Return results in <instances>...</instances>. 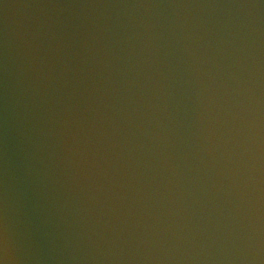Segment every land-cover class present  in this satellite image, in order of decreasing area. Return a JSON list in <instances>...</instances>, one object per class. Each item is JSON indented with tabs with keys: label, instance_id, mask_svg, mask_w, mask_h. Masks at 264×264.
<instances>
[{
	"label": "water",
	"instance_id": "95a60500",
	"mask_svg": "<svg viewBox=\"0 0 264 264\" xmlns=\"http://www.w3.org/2000/svg\"><path fill=\"white\" fill-rule=\"evenodd\" d=\"M0 264H264V0H0Z\"/></svg>",
	"mask_w": 264,
	"mask_h": 264
}]
</instances>
